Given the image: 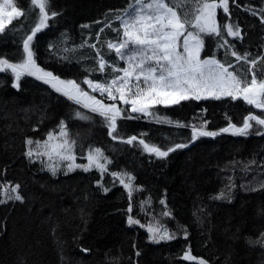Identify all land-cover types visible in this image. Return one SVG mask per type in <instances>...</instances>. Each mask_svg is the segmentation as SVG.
I'll return each instance as SVG.
<instances>
[{
	"label": "trees",
	"instance_id": "1",
	"mask_svg": "<svg viewBox=\"0 0 264 264\" xmlns=\"http://www.w3.org/2000/svg\"><path fill=\"white\" fill-rule=\"evenodd\" d=\"M14 2L35 14L14 19L0 34V57L11 62L21 58V38L38 19V10L32 8L30 0ZM130 2L134 0H51L50 11L59 15L34 39L38 64L62 79L82 83L89 73L76 61L91 50L67 53V59L58 60L64 47L61 41L67 38L71 48L80 45L83 37L95 40V33L103 27L100 22L111 20ZM195 2L189 0V7ZM261 8L264 0H236L235 4L229 0L230 22L241 28L242 39L227 37L226 33L225 37L239 54L247 52L253 59L264 57V25L249 9L259 12ZM228 21L229 17L218 9V23ZM84 24L90 27L82 28ZM102 39H116V34L106 29ZM50 45L56 46L51 54ZM206 49V55H210L216 50V41L208 43ZM104 52L116 62L114 53L108 54L106 48ZM217 58L234 61L223 49ZM92 65L94 59L88 60L87 66ZM240 66L247 70L243 61ZM256 67L258 78H264V60ZM90 78L102 77L96 72ZM77 111L90 119H77ZM154 112L173 122L200 124L207 120L208 130L215 131L227 125L226 116L240 124L249 112L260 114L243 101L230 100L156 106ZM62 119L78 145L83 141L85 148L91 144L105 150L113 161L110 170H125L135 176L134 186L141 190L134 199H147L153 205L164 199L172 213L170 230L181 231L182 236L151 244L144 231L129 227V197L111 176H105L109 188L105 193L96 186L99 173L94 169L89 173L60 170L53 176L40 163L29 162L24 156L25 137L43 140L50 130H58ZM119 130L125 139L146 134L147 142L161 147L191 139L190 128L158 124L151 117L122 121ZM76 154L78 162L83 163L79 147ZM229 177L234 185L231 200L212 199L227 190ZM0 184L19 185L23 197V202L0 203V264H189L182 259L186 250L208 264H264V247L249 243L264 232V129L259 126L254 125L247 137L221 134L200 138L188 148L159 159L145 153L138 143L130 146L113 141L98 116L33 77H23L20 88L13 89L10 73H0Z\"/></svg>",
	"mask_w": 264,
	"mask_h": 264
},
{
	"label": "snow or ice",
	"instance_id": "2",
	"mask_svg": "<svg viewBox=\"0 0 264 264\" xmlns=\"http://www.w3.org/2000/svg\"><path fill=\"white\" fill-rule=\"evenodd\" d=\"M231 2L235 4L236 0ZM30 4L34 10H38V19L30 32L21 38V58L17 62H11L0 57V73H10L13 89L20 88L23 77H33L72 104L98 116L113 141L130 146L138 143L145 153L159 159H165L170 153L188 148L200 138H215L221 134L247 137L254 125L264 129V78H258L256 67L264 57L257 56L253 59L247 52L241 55L236 51L235 44L226 39L225 33L227 37L242 39L241 28L230 22L229 0H196L193 7H189V0H134V3L130 2L125 9L114 14L111 20L100 22L103 27L95 33V40L83 37L80 45L73 44L69 48L67 38L63 39L61 44L64 47L60 50L62 54L58 60L67 59L64 55L67 53L91 50L88 56H81L76 61L85 65L83 71L89 73L84 76L82 83L76 79H62L38 64L34 39L50 26V21L59 13L50 11L51 0H30ZM218 9H222L224 15L229 17L228 22L218 23ZM249 11L253 16L259 15L260 23L264 25V8L259 12L253 9ZM34 14L20 9L14 0H0V34L6 32L7 26L14 19L31 18ZM114 22L118 23V27L113 26ZM81 27L87 29L90 26L84 24ZM106 29H111L116 34V39H102ZM206 38L216 41V50L211 51L210 55L202 56L207 48ZM105 48L108 54L115 53L116 62L107 58ZM221 49L226 57L230 56L234 61L217 58ZM49 51L50 54L55 52L56 46L50 45ZM91 53H95L94 57ZM90 59H94V65L87 66ZM119 61L123 62V67L119 66ZM241 61L247 65L246 71L241 68ZM96 72L101 79L90 78ZM204 100L243 101L259 110L260 114L249 112L243 116L240 124L233 123L226 116L227 125L215 131L208 130L207 120L200 124L173 122L154 112L156 106L168 108L181 105L182 102ZM75 116L82 121L90 119L81 111H77ZM149 117L158 124L190 128V141L173 142L167 147H161L147 142L144 138L146 134H141L140 137L131 135L125 139L120 133V122ZM35 130L34 128L33 131ZM256 134L260 135L261 132L257 131ZM24 145V156L29 162H39L53 176L60 170L67 173L80 169L89 173L94 169L99 173L96 186L105 193L109 191L105 186V176H111L113 182L118 181L129 197L127 224L130 227H145L131 214L133 194L141 190L134 186L135 176L125 170H110L113 161L101 147L89 144L85 148L83 141L78 145L65 120H60L58 130H50L43 140L34 141L25 137ZM77 147L81 151L79 158L85 161L83 163L77 162ZM229 181L227 190H222L212 199L231 200L234 185L231 177ZM18 189L19 185H0V203L9 200L23 202ZM159 203L164 205L160 215L164 218L171 217L172 213L167 209L166 201L161 199ZM150 204V200H144L139 206L144 209ZM146 231L148 240L153 243L177 238V233L157 217H153V221L146 226ZM184 235L187 238L186 231ZM249 243L264 247V232H260ZM182 259L189 264H208L204 258L196 257L188 250L184 251Z\"/></svg>",
	"mask_w": 264,
	"mask_h": 264
},
{
	"label": "rangeland",
	"instance_id": "3",
	"mask_svg": "<svg viewBox=\"0 0 264 264\" xmlns=\"http://www.w3.org/2000/svg\"><path fill=\"white\" fill-rule=\"evenodd\" d=\"M15 3V2H14ZM116 27V26H115ZM118 27V26H117ZM235 39V38H234ZM206 40H207V44L208 43H210V42H213V40L212 39H207L206 38ZM210 46H212V43H211V45ZM205 51H208L207 49L205 50ZM202 52V56H204V55H206V52ZM115 54V53H114ZM118 64H119V66L120 67H123V62L122 61H119L118 62ZM86 88H87V86H86ZM98 95V94H97ZM99 96V95H98ZM77 162H78V160H77ZM85 162V161H84ZM39 163V162H38ZM78 163H80V162H78ZM44 168V167H43ZM78 170H80V169H78ZM0 185H2V184H0ZM5 186H7V185H5ZM134 195V197L135 196H137V194H136V192L133 194ZM135 200V205L133 206V212L131 213L133 216H134V218H137V219H139L140 220V222H141V224H143V225H145V227H141L140 225H134V226H131V227H136V228H138V229H140V230H142V231H144L146 234H147V236H148V233H147V231H146V226L150 223V222H152L153 221V217H157V218H159V220H160V222H162V223H165L166 224V226L167 227H169V229H170V224H171V221H172V216H171V221H170V217H168V218H164V217H162L160 214H161V212H162V210H163V208H164V205H161L160 203H159V201H158V203L156 204V205H153L152 203L150 204V205H146L145 206V208L144 209H141L140 208V203H141V201H144V200H147V199H141V198H138V199H134ZM128 215H129V213H128V211H127V216H126V222H127V217H128ZM129 226V225H128ZM130 227V226H129ZM172 231H175L176 233H177V237H180V236H182V232L181 231H178V230H172ZM150 243L151 244H158V243H153V242H151L150 241ZM160 243V242H159Z\"/></svg>",
	"mask_w": 264,
	"mask_h": 264
},
{
	"label": "crops",
	"instance_id": "4",
	"mask_svg": "<svg viewBox=\"0 0 264 264\" xmlns=\"http://www.w3.org/2000/svg\"><path fill=\"white\" fill-rule=\"evenodd\" d=\"M223 11V10H222Z\"/></svg>",
	"mask_w": 264,
	"mask_h": 264
}]
</instances>
